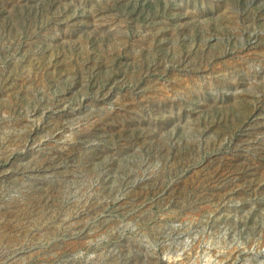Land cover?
Instances as JSON below:
<instances>
[{"label":"rangeland","instance_id":"obj_1","mask_svg":"<svg viewBox=\"0 0 264 264\" xmlns=\"http://www.w3.org/2000/svg\"><path fill=\"white\" fill-rule=\"evenodd\" d=\"M0 264H264V0H0Z\"/></svg>","mask_w":264,"mask_h":264}]
</instances>
